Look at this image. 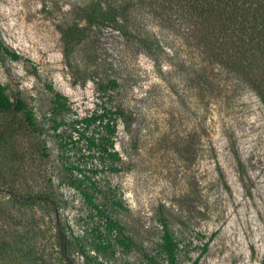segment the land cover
I'll return each mask as SVG.
<instances>
[{"label":"rangeland","instance_id":"obj_1","mask_svg":"<svg viewBox=\"0 0 264 264\" xmlns=\"http://www.w3.org/2000/svg\"><path fill=\"white\" fill-rule=\"evenodd\" d=\"M75 2L0 0V39L20 55L0 50V80L36 118L31 127L0 111V264H65L62 237L76 264H150L147 255L162 263L165 224L180 264H264L262 100L233 82L204 100L185 52H158L157 65L109 28L66 52L62 25L87 26ZM108 79L120 86L109 89ZM118 106L121 170L94 167L90 188L75 169L88 175L76 121ZM88 191L119 228L108 230Z\"/></svg>","mask_w":264,"mask_h":264},{"label":"trees","instance_id":"obj_2","mask_svg":"<svg viewBox=\"0 0 264 264\" xmlns=\"http://www.w3.org/2000/svg\"><path fill=\"white\" fill-rule=\"evenodd\" d=\"M73 11L85 19L87 26L62 25L66 52H72L87 37L89 45L97 32L109 28L127 40L134 39L157 65L161 64L158 52H185L184 64L191 71L188 79L197 83L204 100L233 82L236 86L251 88L264 103V0H76ZM155 28H159L162 35L166 32L164 36L171 43H165ZM0 50L13 59L20 58L1 39ZM107 86L115 90L120 84L117 79H108ZM61 100L62 95L57 93L56 101L65 106ZM0 111L23 114L29 126L36 125L28 104L21 99L13 100L1 80ZM119 118L125 119V110L120 106L115 111L101 110L76 121L85 127L83 130L75 127V131L79 132V139L86 141L88 175L85 168L76 166L75 169L85 175L90 188H96L94 167L102 165L114 172L121 170L118 164L121 156L115 150ZM11 129V126L6 128L3 140L12 135ZM236 158L241 165L237 154ZM86 195L100 216L107 218L108 230L112 232L119 228V222L95 203L89 191ZM40 200L46 201L45 198ZM67 246L68 241L62 237L61 252L65 264H76L68 255ZM207 247L208 244L204 250ZM160 248L164 262L147 255L150 264H180L179 242L166 224Z\"/></svg>","mask_w":264,"mask_h":264}]
</instances>
